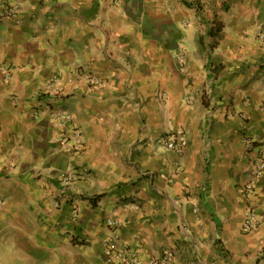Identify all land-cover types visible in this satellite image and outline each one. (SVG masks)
Returning a JSON list of instances; mask_svg holds the SVG:
<instances>
[{"label": "crops", "instance_id": "crops-1", "mask_svg": "<svg viewBox=\"0 0 264 264\" xmlns=\"http://www.w3.org/2000/svg\"><path fill=\"white\" fill-rule=\"evenodd\" d=\"M6 3L21 14L0 19V264H106L109 217L143 264L168 250L174 264H264V0ZM78 69L105 86L70 84ZM53 75L62 99L45 91ZM176 130L182 155L164 145ZM69 170L81 175L66 185ZM249 207L262 222L247 233Z\"/></svg>", "mask_w": 264, "mask_h": 264}, {"label": "built area", "instance_id": "built-area-1", "mask_svg": "<svg viewBox=\"0 0 264 264\" xmlns=\"http://www.w3.org/2000/svg\"><path fill=\"white\" fill-rule=\"evenodd\" d=\"M116 4L120 0H113ZM21 11L16 6H10L8 3L4 5V10L0 13V19L2 20H17ZM18 21V20H17ZM257 37L259 40L264 41V28L260 25L257 26ZM180 62V70H185L184 52L180 51L177 58ZM0 73L3 75L5 81H9L12 76L11 70L5 65H0ZM75 79L85 82L90 89H102L105 84L103 80L94 74L85 73L82 69H78L74 75L68 77V82L74 84ZM76 89V87H75ZM45 91L48 95L62 99L66 96L65 85L63 77L61 75H53L49 77L45 83ZM190 103V99L187 101ZM264 111V107L261 109ZM44 109L37 110L33 113L34 117H40L45 115ZM50 116L52 118L53 125L64 131L60 140L64 146L70 147L75 153H78L84 147L83 135L81 130L74 126L72 123V116L66 110L51 111ZM248 145H252V142L246 140ZM165 147L175 152L178 155L184 154L188 147V139L185 131L176 130L164 139ZM80 173L75 171H67L64 176V183L69 185L72 181L80 177ZM252 177L257 182L264 177V147L260 149L259 157L253 164ZM255 183H251L244 188V191L248 195L254 193ZM2 204V202L0 201ZM59 206V204H56ZM138 209V207H135ZM262 222L260 217L253 208L249 207L245 213L244 229L247 233L253 232L259 227ZM106 225L109 229V234L103 240L105 261L106 264H143L138 253H136L129 245L124 241L121 230L124 227L123 220L116 217H109L106 221ZM175 255L172 251H166L161 257L151 259L149 264H174Z\"/></svg>", "mask_w": 264, "mask_h": 264}]
</instances>
